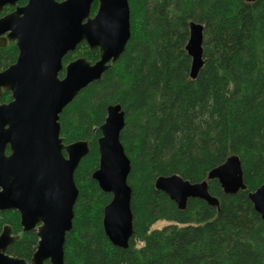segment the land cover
Returning <instances> with one entry per match:
<instances>
[{
  "label": "trees",
  "instance_id": "1",
  "mask_svg": "<svg viewBox=\"0 0 264 264\" xmlns=\"http://www.w3.org/2000/svg\"><path fill=\"white\" fill-rule=\"evenodd\" d=\"M129 4L131 37L124 52L60 115L64 142L89 144L74 174L79 195L65 264H264V220L249 198L264 184V0ZM98 5L97 0L92 14ZM14 9L7 6L0 16ZM192 21L204 25V65L195 79L186 49ZM18 54L16 42L0 47V71ZM81 56L95 62L100 52L84 41L64 62ZM11 99V92H3L0 102ZM113 104L125 112L120 137L132 166L134 233L127 248L113 244L104 230L112 194L92 176L99 166L101 126ZM232 155L241 160L246 184L235 194L208 179ZM171 174L193 183L208 180L219 205L190 198L180 209L155 186L158 176ZM162 220L168 223L153 228ZM5 225L19 235L8 253L31 260L36 229L23 231L17 210H0V233Z\"/></svg>",
  "mask_w": 264,
  "mask_h": 264
},
{
  "label": "water",
  "instance_id": "2",
  "mask_svg": "<svg viewBox=\"0 0 264 264\" xmlns=\"http://www.w3.org/2000/svg\"><path fill=\"white\" fill-rule=\"evenodd\" d=\"M0 0V47L16 42V61L0 71V210H17L23 231L36 229L39 237L31 260L8 253L19 239L12 227L0 233V264H65L64 245L73 229L74 206L79 188L74 174L89 153L86 140L66 144L61 136L60 115L64 108L91 82L101 78L124 52L131 37L129 0ZM253 1V0H248ZM204 25L192 21L186 49L192 58L190 77L197 78L204 65ZM86 42L99 49L95 62L81 56L70 61L63 78L64 57ZM125 112L120 104L110 105L98 140L99 166L93 178L112 194L104 207L103 226L113 244L127 248L134 233L131 208L132 187L128 182L131 160L121 142ZM9 149V152H8ZM208 179H218L226 193L246 188L241 160L232 155L213 168ZM162 190L185 209L190 198H201L218 206L208 180L191 182L178 174L160 175L155 180ZM255 210L264 220V184L249 193Z\"/></svg>",
  "mask_w": 264,
  "mask_h": 264
},
{
  "label": "flooded vegetation",
  "instance_id": "3",
  "mask_svg": "<svg viewBox=\"0 0 264 264\" xmlns=\"http://www.w3.org/2000/svg\"><path fill=\"white\" fill-rule=\"evenodd\" d=\"M72 52H74V51H72ZM18 57V56H17ZM65 58V57H64ZM77 58V57H76ZM75 58V59H76ZM72 61V60H71ZM70 62V61H69ZM68 62V63H69ZM68 63H65L64 62V59H63V65H64V67H63V69L59 72V74H58V76L60 77V78H63L64 76H65V74H66V66H67V64Z\"/></svg>",
  "mask_w": 264,
  "mask_h": 264
},
{
  "label": "rangeland",
  "instance_id": "4",
  "mask_svg": "<svg viewBox=\"0 0 264 264\" xmlns=\"http://www.w3.org/2000/svg\"><path fill=\"white\" fill-rule=\"evenodd\" d=\"M168 222H166V221H159V222H157L154 226H153V228H161V227H163V226H165L166 224H167Z\"/></svg>",
  "mask_w": 264,
  "mask_h": 264
}]
</instances>
